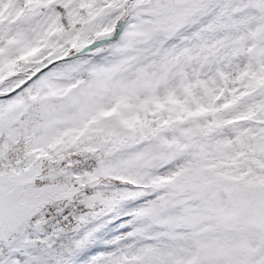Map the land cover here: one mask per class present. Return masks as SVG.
Wrapping results in <instances>:
<instances>
[{
  "label": "snow or ice",
  "instance_id": "6c2138e0",
  "mask_svg": "<svg viewBox=\"0 0 264 264\" xmlns=\"http://www.w3.org/2000/svg\"><path fill=\"white\" fill-rule=\"evenodd\" d=\"M0 264H264V0H0Z\"/></svg>",
  "mask_w": 264,
  "mask_h": 264
}]
</instances>
